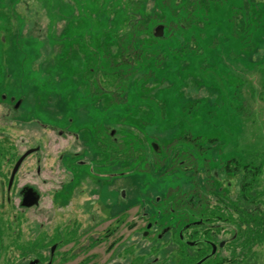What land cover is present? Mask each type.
<instances>
[{
	"label": "rangeland",
	"instance_id": "rangeland-1",
	"mask_svg": "<svg viewBox=\"0 0 264 264\" xmlns=\"http://www.w3.org/2000/svg\"><path fill=\"white\" fill-rule=\"evenodd\" d=\"M134 1L143 4L142 8L137 7L138 12H145L151 27H157L155 33L163 27V34L155 35L158 42L153 43L152 51H145L148 57L131 51L132 59L148 69L123 72V76L127 74L126 96L123 93L114 101L107 96H92L84 82L94 59L82 43L105 44L111 54L116 53L117 43L109 32L124 18L108 17L110 3L115 0H0V64L9 69L8 74L14 73L20 91L27 96L26 106L41 121L67 126L64 120L73 119L72 130L80 132L90 145L96 135L114 130L120 154L132 151L135 156L134 160L117 161L116 170L126 168L134 183H140L146 193L164 197L169 189L178 188L181 218L190 219L192 212L188 210L193 203H201L204 208L217 203L214 194H207L213 180L214 187L227 194L228 200L239 197L242 178L222 172L224 162L237 158L246 164L259 165L264 160V31L257 40L258 47L263 48L252 54L227 47L233 45L226 42H230L231 36L221 35L219 43L214 42L219 48L207 49L202 57L179 59L170 54L172 51L162 52L171 32L163 26L161 18L174 1L128 0L129 8ZM118 59L113 61L120 64ZM105 61L110 63L109 58ZM132 64L135 65L134 61ZM157 69L163 73H157ZM138 80L150 93L142 95L138 91ZM117 100L124 103L116 105ZM183 110L192 115L187 118ZM34 139L49 155L45 171L55 169L59 152L74 144L71 138H62L38 125ZM208 139L214 144L207 143ZM196 142L205 149L204 154L193 146ZM154 143L158 145L159 156H165L164 162L154 157L151 149ZM173 156L176 160L172 164L165 162ZM146 158L148 162H144ZM54 175L52 184L42 187L46 193L58 186L60 179ZM254 188L264 191V176ZM194 195L197 199L193 201ZM262 200L264 203V196ZM227 233L229 240L234 233L232 230ZM243 241L241 236L228 243L218 259L226 257V264H264V241L254 245V256L246 262L242 257Z\"/></svg>",
	"mask_w": 264,
	"mask_h": 264
},
{
	"label": "flooded vegetation",
	"instance_id": "flooded-vegetation-1",
	"mask_svg": "<svg viewBox=\"0 0 264 264\" xmlns=\"http://www.w3.org/2000/svg\"><path fill=\"white\" fill-rule=\"evenodd\" d=\"M8 73L0 64V264H197L213 247L203 264L221 256L231 228L212 221L211 205L190 203L192 216L181 218L178 188L164 197L146 193L126 168L116 170L117 161L135 156L120 154L114 130L90 145L72 130L73 119L67 126L41 121ZM37 125L74 141L55 169L45 171L49 155L35 143ZM152 149L159 154L156 143ZM53 175L60 181L46 193Z\"/></svg>",
	"mask_w": 264,
	"mask_h": 264
},
{
	"label": "trees",
	"instance_id": "trees-1",
	"mask_svg": "<svg viewBox=\"0 0 264 264\" xmlns=\"http://www.w3.org/2000/svg\"><path fill=\"white\" fill-rule=\"evenodd\" d=\"M172 1L174 2H172V4L170 3L167 7V14L161 18L164 22L163 26L171 32L169 40H167L168 45L167 47H163L162 52L167 51L169 53L172 51L170 54L172 56H177L179 59H181L180 56H183L184 58L188 56L202 57L207 49L211 50L216 47L219 48V44H214V42L219 43L221 35L231 36L230 42L226 41L227 43L233 44L228 46L226 44V46L231 49H240L242 52L252 54L254 51L263 48L258 47L257 40L264 31V0ZM117 3H121V5L116 8ZM130 3L128 0H115V3H110L112 5L110 10H108L109 18L116 15H120L124 18V21L123 19L122 21H117L119 25H116L115 23L113 27L114 31L109 32L112 35L113 40L117 43L116 53L111 54L109 48H107L105 44L97 46V44L94 45L95 42L93 44H88L87 42L82 43V46L87 48L86 52H88L91 58L94 59V64L88 72L89 74L84 79L92 96H107L113 101L116 99V96L121 98L120 96H122L123 93H125L126 96V93H128L129 90H127L128 83L125 82L127 74L123 76V72H128V70L130 71L133 69L136 71L144 68L148 69V66L145 65L142 67L143 65L141 66L139 62H136L137 59H132L131 51H139L145 58L148 57V53L146 54L145 51H152L153 43H156V41L158 42V39L155 37V30L157 27L155 29H153L154 27H151V21L145 17V12H138L139 9H137V7L142 8L143 4L134 1L133 7L129 8ZM132 20L136 21L132 23ZM224 29L225 31H222ZM82 34L85 35L86 31ZM215 34L218 35L214 36ZM141 35L146 36L141 38ZM164 39L163 41H165ZM160 40H162V38ZM220 42L221 44H225L224 41L222 42L220 40ZM89 47L92 48L88 50ZM93 48H95V50ZM160 52L161 50H159L158 53ZM104 55H107V57L105 58ZM107 58H109L110 63L105 61ZM114 58H119L120 64H118L117 61L114 62ZM129 60L131 64H129ZM132 61H134L135 65L132 64ZM124 62H126V64H124ZM206 67L207 65L203 69ZM162 69L163 68L160 70ZM146 72L147 71H143V73ZM157 73L162 74L163 71L160 72L157 69ZM129 79L135 82L132 77ZM137 84L138 91L142 95L146 92L150 93V91L144 87V83L142 84L140 80H138ZM146 96L148 95H145L144 97ZM114 103L120 105L124 102L122 100H117ZM183 109L185 110V107H183ZM184 110L183 112H185ZM185 114L184 115L187 118L190 117L189 115H192L189 111L188 113L185 112ZM187 118H185L186 122L189 121ZM183 138L187 139L186 136ZM196 138L194 139L196 140ZM209 141L214 144V141L212 142L210 139L207 140V143H209ZM193 146H198L199 151L202 150L201 154H204L205 149L203 147L201 148V145L197 144V142ZM152 153H155L153 149ZM144 154L146 157L148 156L147 152H144ZM154 157H159V159L161 158L164 162V155L161 154V156H159V154L155 153ZM173 157L174 158L172 159L169 158L168 160H165V162H168L169 165L170 163L172 164L176 160L175 156ZM146 160L148 161L147 158ZM222 172L231 176H240L242 178L240 195L235 201L228 200L227 194L214 187L216 181L213 180V185L210 184V188L207 190V194H214L217 198V203H215V205L210 204V208L212 209L211 218L212 221H214V219L224 222L226 221L229 228H231V230L233 229V233H237V239H232V236L229 239V243H234L239 237L243 236L242 257L245 258L244 262H246L247 259H252L254 256L252 252L254 245L264 241V203L262 200L264 191L260 192L254 188L258 180L264 176V160H261L259 165H254L246 164L237 158H232L224 162ZM212 187L215 189H211ZM191 199L194 201L197 198L194 195ZM229 221H235L237 224ZM229 261V263H231V260ZM226 262H223L218 258H212L206 264H226Z\"/></svg>",
	"mask_w": 264,
	"mask_h": 264
},
{
	"label": "water",
	"instance_id": "water-1",
	"mask_svg": "<svg viewBox=\"0 0 264 264\" xmlns=\"http://www.w3.org/2000/svg\"><path fill=\"white\" fill-rule=\"evenodd\" d=\"M163 34V27H159L155 33L156 37H161ZM216 253V249L215 247H213V251L212 254L210 256H208L207 258L201 260L200 262H198L197 264H203L205 261H207L209 258L213 257Z\"/></svg>",
	"mask_w": 264,
	"mask_h": 264
}]
</instances>
